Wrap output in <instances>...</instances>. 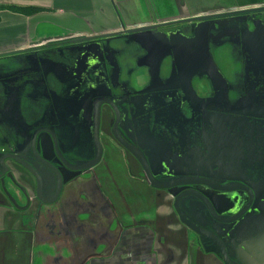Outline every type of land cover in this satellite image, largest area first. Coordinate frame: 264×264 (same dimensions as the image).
Here are the masks:
<instances>
[{
  "label": "flooded vegetation",
  "instance_id": "flooded-vegetation-1",
  "mask_svg": "<svg viewBox=\"0 0 264 264\" xmlns=\"http://www.w3.org/2000/svg\"><path fill=\"white\" fill-rule=\"evenodd\" d=\"M202 15L211 21L209 50L226 80L223 85L200 73L192 77L189 85L199 96L225 89L220 102L206 103L207 109L190 107L173 55L161 61V86L181 88L178 94L160 101L165 90L145 91L156 81L145 61L154 62L161 51L125 29L69 37L53 33L39 44L0 54V205L10 207L4 213L9 224L18 218L22 231L46 228L50 241L66 245L67 227H81L70 212L95 214L94 201L109 198L100 180L124 183L131 176L151 186L126 146L133 140L165 161L160 182L173 180L168 173L193 158L212 187H191L211 194L220 190L223 203L216 211L224 212L222 217L232 216L226 212L236 205V194L242 195L241 210L254 207L253 213L260 214L256 204H249L258 194L264 212V1L162 22L156 31L167 33L161 40L165 49L180 41L188 55H196L191 42L200 25L195 17ZM226 42L239 55L229 71L213 50ZM233 186L240 187L239 193L221 190ZM158 190L171 196L174 207L175 197ZM194 196L198 201V193ZM31 240L25 236L26 244ZM0 264H6L2 249Z\"/></svg>",
  "mask_w": 264,
  "mask_h": 264
},
{
  "label": "crops",
  "instance_id": "crops-1",
  "mask_svg": "<svg viewBox=\"0 0 264 264\" xmlns=\"http://www.w3.org/2000/svg\"><path fill=\"white\" fill-rule=\"evenodd\" d=\"M263 1L0 0V54L35 45L43 35L108 34ZM33 7L39 10L31 15L13 9ZM99 184L109 198L94 201L95 214L70 212L81 227H67L66 245L50 241L46 228L22 231L18 218L9 224L4 213L10 207L0 205V249L6 264H224L199 245L164 191L131 176L124 183L102 179ZM25 236L32 239L28 244Z\"/></svg>",
  "mask_w": 264,
  "mask_h": 264
},
{
  "label": "water",
  "instance_id": "water-1",
  "mask_svg": "<svg viewBox=\"0 0 264 264\" xmlns=\"http://www.w3.org/2000/svg\"><path fill=\"white\" fill-rule=\"evenodd\" d=\"M207 17V15L195 17L200 21V25H198L195 35L196 39L191 42L197 47V51L193 53L196 55H188L185 51L186 45L183 46L180 41L167 44V49H165V43H161V40L163 39L162 36H167V33L156 31V29L163 23L142 24L125 29L135 33L141 44L146 45L149 43H155L157 44L156 46L159 51H161L160 55L154 60V62L153 60L145 61L146 65L152 67L151 75L156 79L154 84L145 89V91L158 92L160 90H165L166 93L162 98H159L160 101H163L164 99H172L174 95L178 94L179 89L181 88L161 86V61L167 56L173 55L176 60L175 64L177 65L178 71L181 73L180 76L184 79L183 82H185V85L187 86L183 89V92L190 107L197 108L202 106L207 109L211 106L206 103L212 101L220 102V96L225 89L220 92L218 91V88H216L214 96L202 97L196 94L192 86L189 85L192 77L197 73H200L198 74L199 77L207 76L211 81L219 78L223 85L225 84L224 81H226L209 50L211 21L206 20ZM65 36L69 37L74 35L69 33L65 34ZM50 38L51 36H46L33 42L34 44H39L43 40H49ZM181 38L182 39L180 40L185 44L187 38H184V36H181ZM148 51H151V47L148 48ZM193 65L195 69H192ZM133 143V145L126 146L141 163L151 186L156 189H165L175 197L174 208L176 209L180 220L199 237L200 243L205 251L220 255L225 264H264V249L259 244V235L257 234L260 233V237L264 239V218L259 217L263 216L264 212L259 206L260 201L259 197L257 198L258 194L256 195V198H254V196L253 198H250L249 204L252 202L253 204H256V211L259 210L261 212L260 214L253 213L255 211L254 207H245L243 210L240 209L243 202L241 199L242 195L236 194L239 193L240 187L233 186L221 188V190L234 192V194H236L235 197H237V200L233 201V204L236 205L226 212L232 216L224 218L222 217L224 212L216 211L221 209L223 203L221 200L222 197L218 196L220 190H216L217 192H215V194H211L202 191L198 192L191 187L196 184H204L207 187H212L207 183V180H202L204 179V177H202L204 175L195 168V160L193 158L190 157V161L183 163V166L179 168V171H177L178 169L172 168L173 171L168 173V175H174L175 177L172 176V178H174L173 180L160 182L158 177L160 170L165 165V161L161 160L157 151H142L143 146L139 142L133 140ZM41 147L42 140L39 138V148ZM151 155H154V162ZM155 162H157L158 165H155ZM93 164V162L90 163L86 168H91ZM150 165L153 168H150ZM171 165L173 164L171 163ZM184 166L185 169H182ZM204 166L205 165L202 164L200 167L206 169L207 167ZM164 174L166 173L164 172ZM247 188L255 190L254 193H258L255 186H249ZM197 193L199 197L198 201L196 196H194L197 195ZM238 200L241 202L238 203ZM262 205L264 208V203H262ZM210 216L217 219L218 222L212 221ZM206 240L211 243V246L207 245Z\"/></svg>",
  "mask_w": 264,
  "mask_h": 264
},
{
  "label": "rangeland",
  "instance_id": "rangeland-1",
  "mask_svg": "<svg viewBox=\"0 0 264 264\" xmlns=\"http://www.w3.org/2000/svg\"><path fill=\"white\" fill-rule=\"evenodd\" d=\"M13 9H15V12L18 11L19 13H23L25 15H31L33 13L30 11H26V10H18L16 8H13ZM22 28H24L25 31L27 29L25 26H23ZM17 30L18 29H14V31H17ZM18 32H20V31H18ZM9 33H12V32H9ZM1 37L2 36H0V39H1ZM230 46L231 45L226 42V43L221 44L217 47L216 46L213 47L214 48L213 50H215L214 54L216 56V60L221 65L222 69H224L225 71H229L231 69L232 65H237V63L236 62L234 63V61H235V58L239 57V55L235 54V52L233 51V49ZM0 47H3V45H0ZM5 64L7 65L8 63L6 62ZM233 67L236 68V66H233Z\"/></svg>",
  "mask_w": 264,
  "mask_h": 264
},
{
  "label": "trees",
  "instance_id": "trees-1",
  "mask_svg": "<svg viewBox=\"0 0 264 264\" xmlns=\"http://www.w3.org/2000/svg\"><path fill=\"white\" fill-rule=\"evenodd\" d=\"M22 10H26V11H30V12H35V11H37V10H39V8H37V7H33V8H22Z\"/></svg>",
  "mask_w": 264,
  "mask_h": 264
}]
</instances>
